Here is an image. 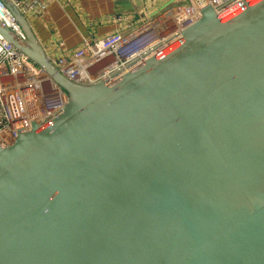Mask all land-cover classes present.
Instances as JSON below:
<instances>
[{
  "label": "water",
  "instance_id": "1",
  "mask_svg": "<svg viewBox=\"0 0 264 264\" xmlns=\"http://www.w3.org/2000/svg\"><path fill=\"white\" fill-rule=\"evenodd\" d=\"M3 2L67 102L0 146V264H264V0L203 6L109 82L65 77Z\"/></svg>",
  "mask_w": 264,
  "mask_h": 264
},
{
  "label": "built area",
  "instance_id": "2",
  "mask_svg": "<svg viewBox=\"0 0 264 264\" xmlns=\"http://www.w3.org/2000/svg\"><path fill=\"white\" fill-rule=\"evenodd\" d=\"M8 1L27 18L29 13L41 15L52 0ZM240 1L186 0L182 4L166 6L140 22L129 23L124 31L101 38H84L78 49L49 58L70 80L109 82L176 45L182 31L198 19L203 6L210 5L216 12L224 13ZM123 19L121 15L114 18L118 22ZM0 22L24 38L3 0H0ZM66 102L65 91L0 35V146L13 140L20 129H29L33 122L44 123L56 116Z\"/></svg>",
  "mask_w": 264,
  "mask_h": 264
},
{
  "label": "crops",
  "instance_id": "3",
  "mask_svg": "<svg viewBox=\"0 0 264 264\" xmlns=\"http://www.w3.org/2000/svg\"><path fill=\"white\" fill-rule=\"evenodd\" d=\"M186 0H57L50 1L42 14L27 15L41 46L51 58L71 52L84 38H101L124 31L131 22L155 15L166 6ZM124 16L120 22L115 16ZM67 54V53H66Z\"/></svg>",
  "mask_w": 264,
  "mask_h": 264
}]
</instances>
